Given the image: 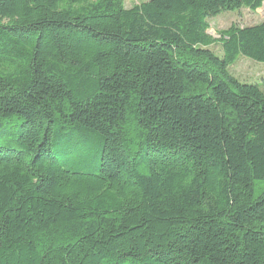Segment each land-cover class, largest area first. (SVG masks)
<instances>
[{
	"label": "trees",
	"instance_id": "obj_1",
	"mask_svg": "<svg viewBox=\"0 0 264 264\" xmlns=\"http://www.w3.org/2000/svg\"><path fill=\"white\" fill-rule=\"evenodd\" d=\"M123 2L0 0V264H264V0Z\"/></svg>",
	"mask_w": 264,
	"mask_h": 264
},
{
	"label": "rangeland",
	"instance_id": "obj_2",
	"mask_svg": "<svg viewBox=\"0 0 264 264\" xmlns=\"http://www.w3.org/2000/svg\"><path fill=\"white\" fill-rule=\"evenodd\" d=\"M125 8L132 7L135 4L147 0H123ZM264 16L263 7L250 10L248 8H241L236 11L222 12L215 17L207 20L208 28L206 32L213 38H218V32L229 28L231 25L240 27L252 26L259 23ZM212 51L220 54V45L218 43L209 47ZM230 75L235 77L238 81L244 83H258L264 92V64L248 58L243 55H238L235 61L227 67ZM260 189L264 190V183L259 184Z\"/></svg>",
	"mask_w": 264,
	"mask_h": 264
},
{
	"label": "water",
	"instance_id": "obj_3",
	"mask_svg": "<svg viewBox=\"0 0 264 264\" xmlns=\"http://www.w3.org/2000/svg\"><path fill=\"white\" fill-rule=\"evenodd\" d=\"M263 9H264V7H263Z\"/></svg>",
	"mask_w": 264,
	"mask_h": 264
}]
</instances>
